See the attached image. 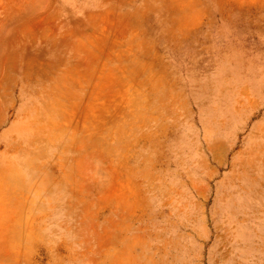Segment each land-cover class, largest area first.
I'll return each instance as SVG.
<instances>
[{"label": "rangeland", "instance_id": "1", "mask_svg": "<svg viewBox=\"0 0 264 264\" xmlns=\"http://www.w3.org/2000/svg\"><path fill=\"white\" fill-rule=\"evenodd\" d=\"M0 264H264V0H0Z\"/></svg>", "mask_w": 264, "mask_h": 264}, {"label": "crops", "instance_id": "2", "mask_svg": "<svg viewBox=\"0 0 264 264\" xmlns=\"http://www.w3.org/2000/svg\"><path fill=\"white\" fill-rule=\"evenodd\" d=\"M233 0H229V2L231 3ZM234 1H237V0H234Z\"/></svg>", "mask_w": 264, "mask_h": 264}]
</instances>
